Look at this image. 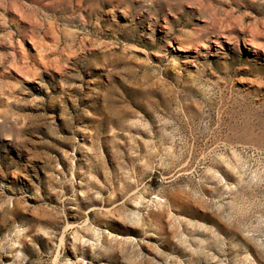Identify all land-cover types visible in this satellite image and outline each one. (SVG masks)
Here are the masks:
<instances>
[{"label": "rangeland", "instance_id": "rangeland-1", "mask_svg": "<svg viewBox=\"0 0 264 264\" xmlns=\"http://www.w3.org/2000/svg\"><path fill=\"white\" fill-rule=\"evenodd\" d=\"M0 264H264V0H0Z\"/></svg>", "mask_w": 264, "mask_h": 264}]
</instances>
